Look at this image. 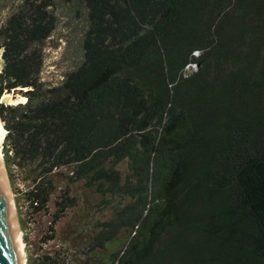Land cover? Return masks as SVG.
<instances>
[{
  "label": "trees",
  "instance_id": "obj_1",
  "mask_svg": "<svg viewBox=\"0 0 264 264\" xmlns=\"http://www.w3.org/2000/svg\"><path fill=\"white\" fill-rule=\"evenodd\" d=\"M79 2L0 0L4 157L44 242L81 183L109 212L83 264H264V0ZM67 27L79 54L50 83Z\"/></svg>",
  "mask_w": 264,
  "mask_h": 264
},
{
  "label": "rangeland",
  "instance_id": "obj_2",
  "mask_svg": "<svg viewBox=\"0 0 264 264\" xmlns=\"http://www.w3.org/2000/svg\"><path fill=\"white\" fill-rule=\"evenodd\" d=\"M80 0H75L76 8H81ZM67 19L71 22L74 19L73 14H61V27L67 23ZM71 26V24H69ZM64 32L63 38H54L50 42L51 46L47 50L44 80L50 83H58L63 79L65 73L75 64L77 55L79 54V44L77 37H70L68 27ZM71 38V39H70ZM1 71V60H0ZM7 97V103L24 102L22 94H5L2 98ZM4 125V123H3ZM0 126L1 122H0ZM5 129V127H4ZM6 130V129H5ZM7 133V131H6ZM5 133V135H6ZM4 142H2L1 156L8 177L13 201L15 204L16 215L20 225V234L22 239V248L25 264H31L36 257L42 253L49 251L54 252L62 250L68 253L69 258L74 264H83L85 255L80 253V249L86 242V237L93 233L94 225L98 218L109 215V212H100L97 204L100 198L96 197L93 192L86 190L81 183L72 187V194L77 195L79 204L74 209H69L66 215L56 224L55 238L52 241L44 242L43 237L49 233L50 215L40 212L32 216L26 214L23 196L20 195L23 188L20 181H13L8 171L4 157ZM63 177L58 176L56 181L63 185ZM53 208L50 209V212ZM115 247H110L109 251Z\"/></svg>",
  "mask_w": 264,
  "mask_h": 264
},
{
  "label": "water",
  "instance_id": "obj_3",
  "mask_svg": "<svg viewBox=\"0 0 264 264\" xmlns=\"http://www.w3.org/2000/svg\"><path fill=\"white\" fill-rule=\"evenodd\" d=\"M3 102L7 97L2 98ZM1 125L4 129L3 122ZM5 130V129H4ZM7 131V130H6ZM0 264H25L20 225L0 152Z\"/></svg>",
  "mask_w": 264,
  "mask_h": 264
},
{
  "label": "bare ground",
  "instance_id": "obj_4",
  "mask_svg": "<svg viewBox=\"0 0 264 264\" xmlns=\"http://www.w3.org/2000/svg\"><path fill=\"white\" fill-rule=\"evenodd\" d=\"M22 99H24V98H22ZM5 133H6V130H4L3 127L0 126V152H1V149H2V142H3V139H4Z\"/></svg>",
  "mask_w": 264,
  "mask_h": 264
}]
</instances>
